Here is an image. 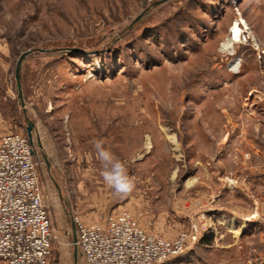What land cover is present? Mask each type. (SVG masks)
<instances>
[{
	"label": "rangeland",
	"instance_id": "374dc122",
	"mask_svg": "<svg viewBox=\"0 0 264 264\" xmlns=\"http://www.w3.org/2000/svg\"><path fill=\"white\" fill-rule=\"evenodd\" d=\"M26 117L48 264H74L76 218L122 211L186 236L161 264H264V0H0V140ZM96 140L135 178L129 196L105 185Z\"/></svg>",
	"mask_w": 264,
	"mask_h": 264
},
{
	"label": "built area",
	"instance_id": "2783aa9c",
	"mask_svg": "<svg viewBox=\"0 0 264 264\" xmlns=\"http://www.w3.org/2000/svg\"><path fill=\"white\" fill-rule=\"evenodd\" d=\"M27 135L0 140V264H48L52 222L40 187L34 149ZM73 244L85 264H161L182 256L186 236L174 241L148 234L130 213L103 222L75 219Z\"/></svg>",
	"mask_w": 264,
	"mask_h": 264
},
{
	"label": "clouds",
	"instance_id": "9594fccd",
	"mask_svg": "<svg viewBox=\"0 0 264 264\" xmlns=\"http://www.w3.org/2000/svg\"><path fill=\"white\" fill-rule=\"evenodd\" d=\"M97 159L102 165L101 176L105 185L120 197L129 196L136 188L134 177H130L124 162L105 148L103 140L93 142Z\"/></svg>",
	"mask_w": 264,
	"mask_h": 264
},
{
	"label": "water",
	"instance_id": "95a60500",
	"mask_svg": "<svg viewBox=\"0 0 264 264\" xmlns=\"http://www.w3.org/2000/svg\"><path fill=\"white\" fill-rule=\"evenodd\" d=\"M30 54H31V52L25 53L19 58V60L17 62V66H16V71H15V78H16L18 96L20 98L22 107L24 106V99H23V94H22V89H21L20 71H21V65H22L23 60ZM24 113H26V112L24 111ZM26 123H27V128H26L27 136H28L31 144H33V132L36 129V125L30 119H28L27 117H26ZM45 160L47 162V165L49 166L48 160L47 159H45ZM74 232L76 234L75 226H74ZM76 238L77 237L75 235L73 243L76 242ZM73 258H74V264H78V249L76 247L74 248Z\"/></svg>",
	"mask_w": 264,
	"mask_h": 264
},
{
	"label": "bare ground",
	"instance_id": "6f19581e",
	"mask_svg": "<svg viewBox=\"0 0 264 264\" xmlns=\"http://www.w3.org/2000/svg\"><path fill=\"white\" fill-rule=\"evenodd\" d=\"M246 27V26H245ZM244 33V31L242 30V28H240V24L236 23L231 31V37L230 39L227 41V44L225 45V49L229 51L230 54H233L234 50H233V45L235 43H237L241 38H242V34ZM250 34V33H249ZM243 39V38H242ZM256 44V43H255Z\"/></svg>",
	"mask_w": 264,
	"mask_h": 264
},
{
	"label": "crops",
	"instance_id": "0c3cea01",
	"mask_svg": "<svg viewBox=\"0 0 264 264\" xmlns=\"http://www.w3.org/2000/svg\"><path fill=\"white\" fill-rule=\"evenodd\" d=\"M76 229V228H75ZM75 235H76V237H77V232H76V234H75V232H74V228H73V242H74V237H75ZM75 248V247H74ZM78 253H79V251H78ZM73 255H74V252H73ZM74 259V258H73Z\"/></svg>",
	"mask_w": 264,
	"mask_h": 264
},
{
	"label": "trees",
	"instance_id": "16d2710c",
	"mask_svg": "<svg viewBox=\"0 0 264 264\" xmlns=\"http://www.w3.org/2000/svg\"><path fill=\"white\" fill-rule=\"evenodd\" d=\"M204 241H205V239H204ZM52 246H53V240L51 241V252H52Z\"/></svg>",
	"mask_w": 264,
	"mask_h": 264
}]
</instances>
